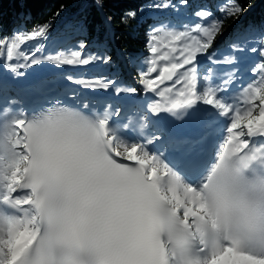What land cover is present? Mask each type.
I'll list each match as a JSON object with an SVG mask.
<instances>
[{"label": "snow or ice", "instance_id": "snow-or-ice-1", "mask_svg": "<svg viewBox=\"0 0 264 264\" xmlns=\"http://www.w3.org/2000/svg\"><path fill=\"white\" fill-rule=\"evenodd\" d=\"M94 3L103 11L105 0ZM180 3L186 7L189 0ZM170 6L175 7L152 5ZM217 11L238 20L244 10L239 0H231ZM193 15L196 22L180 29L149 30V56L139 61L146 67L138 84L151 97L137 98V87L118 84L117 77H66L91 92L124 94L139 122L133 117L122 122L118 111L97 112L84 103L67 107L57 101L31 113L14 108L18 101L11 93L26 69L46 63L110 64L112 58L86 54L83 40L72 50L38 55L37 47L27 58L14 57L21 42L46 37L47 24L11 38L0 36V100L5 101L0 106V264H264V216L229 234L217 222L219 214L233 210L227 197L210 192L216 212L204 199L218 172L239 183L249 161L264 160V145L250 147L245 138L264 137V43L249 49L258 57L250 67L243 68L235 55L217 59L209 53L225 20L207 6ZM134 18L128 12L121 22ZM72 30L84 32L86 24ZM202 58L236 67L208 83L212 69L201 77ZM160 61L168 62L162 71ZM156 79L171 85L154 87ZM238 82L240 93H247L243 111L230 98ZM197 108L204 109L209 135L226 121L222 131L227 136L215 146L214 160L190 179L169 166L162 152L150 150L162 136L145 130L150 117L167 112L181 119Z\"/></svg>", "mask_w": 264, "mask_h": 264}, {"label": "trees", "instance_id": "trees-1", "mask_svg": "<svg viewBox=\"0 0 264 264\" xmlns=\"http://www.w3.org/2000/svg\"><path fill=\"white\" fill-rule=\"evenodd\" d=\"M211 1H214V4H211L210 0H189L188 6L185 7L181 5L180 0H105L101 11L94 0H0V36L11 38L14 35L26 34L36 26L45 24L49 25L48 33L59 29L65 30L66 27L74 32L72 26L84 22L86 31L75 32L74 42L79 43L83 40L86 44L97 43L102 55H109L112 58L110 64L99 63V70L116 75L120 73V80H124L128 77L122 70L123 61L119 56L128 61L130 59L141 61L149 56L146 44L149 30L155 24L152 15H158L162 21L180 25L181 20L172 14L176 12L192 14L195 3L202 8L211 7L216 17L224 19V24L234 29L232 37L222 42L220 48L227 47L234 40L232 38H239L245 44L251 43L257 34L264 32V7L257 11L258 13L252 9L262 0H239L244 11L238 20L225 18L217 11V7L221 6L217 2L219 0ZM165 2L175 7L160 9L152 7L153 4ZM228 4L226 1L223 6L226 7ZM128 12L135 13V18L122 23V16ZM162 29L165 32L171 31L163 27ZM41 39L21 42L14 53L33 47ZM133 71L131 77L138 84L141 70L133 67ZM124 84L136 87L130 83ZM138 86L141 88L139 84Z\"/></svg>", "mask_w": 264, "mask_h": 264}, {"label": "clouds", "instance_id": "clouds-1", "mask_svg": "<svg viewBox=\"0 0 264 264\" xmlns=\"http://www.w3.org/2000/svg\"><path fill=\"white\" fill-rule=\"evenodd\" d=\"M237 159L238 155L233 156L232 162ZM240 176V182L233 183L218 172L210 188L204 190V199L214 212L217 211V205L210 192L222 193L227 197L233 210L228 216L219 214L217 222L221 230L229 234L249 220L255 221L264 216V183H261L264 181V160L249 161L247 167L241 169Z\"/></svg>", "mask_w": 264, "mask_h": 264}, {"label": "rangeland", "instance_id": "rangeland-1", "mask_svg": "<svg viewBox=\"0 0 264 264\" xmlns=\"http://www.w3.org/2000/svg\"><path fill=\"white\" fill-rule=\"evenodd\" d=\"M260 1V0H259ZM231 1H229V3H230ZM261 3H263L262 1H261ZM261 7V6H260ZM259 7V4H257L256 6H254V7H252V9L253 10H257L258 11V9L260 8ZM194 21H193V24L196 22V17L194 16V19H193ZM192 20H190V22H191ZM233 30L234 29H232V28H230V27H228V26H226L225 24H223V28H222V34H220L218 37H217V39H216V42H215V45H214V48H213V50L211 51V53H209L210 55H214L215 57H218L219 59H222V58H224V57H230V56H232V55H235V56H237V60H238V62H240L241 63V65H242V63L245 61V60H240V59H242V54H245L249 49H251V48H253V47H259L262 43H264V32H262L261 34H259V36L257 37V40L256 41H254V42H252V43H250V47H248V46H244L241 42V40L239 39V38H232V39H236L235 41H234V43L233 44H231V45H229L228 47H225L223 50H220L219 49V47H220V45H221V43L222 42H225L226 40H228L229 38H231L232 36H231V34L233 33ZM73 34H75V33H73ZM54 35H57V40H58V42H57V40L56 39H52V37L54 36ZM59 35V36H58ZM258 35V34H257ZM63 36H65V32H61V31H59V30H55V31H52L51 33H47V36L46 37H43L42 39V41L40 40V41H38L37 42V44L36 45H34L33 47H29V48H27V49H23V50H20V51H18V53H22L23 55H24V57H28V55L29 54H31L32 52H33V50L34 49H36L37 47H39L40 48V52L38 53V55H47V54H51V53H54V51L52 50V49H56L57 48V43H59V42H61V39L62 38H59V37H63ZM74 37H75V35H74ZM231 41V40H230ZM238 42V43H237ZM50 44V50H51V52L49 51V53H47V48H46V45L45 44ZM77 45H78V43H76V44H74L73 46H72V48H68V49H66V50H72V49H75L76 47H77ZM88 45V47L85 49V53H91V54H96V55H102V51H101V49H100V47L97 45V43H95V42H90V43H88L87 44ZM233 46H235V47H233ZM239 49H243V51H238ZM17 53V54H18ZM17 54H14L13 53V55H14V57H16L17 56ZM240 54V55H239ZM0 55H2V51H1V53H0ZM122 58V57H121ZM257 55L255 54V53H253V55H252V58H251V60H250V62L248 63V65H252L253 63H255L256 62V60H257ZM122 60H123V63H124V66H126L127 68L129 67V73H131L132 72V67L134 66V64H131V63H129V61L128 60H126L125 58H122ZM0 62H2V61H0ZM15 62V61H14ZM208 62H210V61H208L206 58H202L201 60H200V64H199V66L200 65H202V64H205V63H208ZM137 64H139L141 67H146L145 66V64H142V63H139V62H137ZM90 65H93L92 67H93V70H97V69H95V68H98V66H99V62H95V63H92V64H90ZM90 65H88V67L90 66ZM198 66V67H199ZM226 66H228V67H236V65H226ZM51 67H52V65L51 64H42V65H37V66H34V68H36V69H39V68H43V69H49V71L51 70ZM142 68V69H143ZM64 69H71V70H81V69H83L84 70V72H85V74H88V73H90L91 72V70L89 71L88 69H87V66H79L78 68L77 67H72V66H64ZM214 70H216L215 68H214ZM158 71H162V70H159V67H158ZM198 72H199V69H198ZM213 72V71H212ZM211 72V74H213ZM48 74H50V73H48ZM219 76V73H215V75H213V76ZM150 76H152V77H155V74L154 73H150ZM101 77V76H100ZM95 78V77H94ZM214 78V77H213ZM120 79V76H117V83L118 84H120L119 82H121L122 80H119ZM134 84L138 87V84H137V82L136 81H134ZM155 86H158V87H160L161 86V84H160V80H158V79H156L155 80V82H154V87ZM103 94H106V95H110V96H108V97H110V98H112L113 100H116V95L115 94H112L111 93V91H108V92H102ZM121 95H123L124 97H125V99H127L126 98V96L124 95V94H121ZM152 96V94L151 93H145V91L142 89V88H140V90L138 91V96H137V98H139V99H145V98H147V97H151ZM245 131H246V129H245ZM247 139H254V138H250V137H246ZM251 147V146H250Z\"/></svg>", "mask_w": 264, "mask_h": 264}, {"label": "bare ground", "instance_id": "bare-ground-1", "mask_svg": "<svg viewBox=\"0 0 264 264\" xmlns=\"http://www.w3.org/2000/svg\"><path fill=\"white\" fill-rule=\"evenodd\" d=\"M226 1L227 0H219V1H217L220 5H223V4H226ZM262 2L263 3H261V1L258 3L259 4V9H258V11L262 8V7H264V0H262ZM196 6H197V4H196ZM194 8H195V5H194ZM256 13H258L257 12V10L255 9L254 10ZM252 13V11L249 13V14H251ZM143 24V22H141V25ZM70 26V25H69ZM154 27V26H153ZM156 27H163V28H167V29H173V28H175V26H171V27H166V26H156ZM64 29H67V27L66 28H64ZM57 38V35H54L53 37H52V39H56ZM43 39H41V41H42ZM57 40V39H56ZM62 40V39H61ZM57 42H58V40H57ZM254 42V41H253ZM37 43H35L34 45H36ZM46 45V48H47V53H49V51H50V44L48 43V44H45ZM27 49V48H26ZM220 50H223L222 48H219ZM211 53V52H210ZM38 54V53H37ZM86 54H88V53H86ZM21 62V61H20ZM168 62L167 61H160V63H159V70H162L163 69V67H164V65L165 64H167ZM212 67H213V64H212ZM60 70V71H64V67H58V66H53L52 65V67H51V70L49 71V70H44L43 68H39V69H36V68H34V67H32V68H29V69H27L26 71H25V77L24 78H21V79H19L18 81H19V84H22V85H24L25 83H29V82H31V81H35V80H37V82H36V84H37V86L38 87H40L42 90H46V91H49V88L47 87V85H45V83L46 84H48L47 82H44L45 81V77H48L50 74H48V73H50V72H52V70ZM123 70V72H126L127 73V71L123 68L122 69ZM180 71H183V70H180ZM45 74H48V75H46L45 76ZM130 75V77H131V74H129ZM43 77V78H42ZM160 84H161V82H160ZM165 85H171V83H169V84H161V86L160 87H164ZM239 85H237V87L236 88H233L232 89V91H237V90H239V87H238ZM177 87H180V85H177ZM81 89V91L83 92H85V94H87V95H91V94H94V95H96V96H110V95H106V94H103L102 92L103 91H97V92H91L90 90H87V89H82V88H80ZM172 94L173 95H175L176 94V89L175 88H173V90H172ZM119 96H116V99L118 98ZM177 98H179V97H177ZM58 100H59V98H58ZM60 101H63L61 98H60ZM127 101V99H125V101L123 102V104L124 105H127V104H129V103H127L126 102ZM139 117V116H138ZM216 136H218V135H216ZM259 137H255L254 139H249L250 140V145H253L254 144V140H257ZM215 141H216V143L217 144H220V137L218 138V137H216L215 139H214Z\"/></svg>", "mask_w": 264, "mask_h": 264}, {"label": "water", "instance_id": "water-1", "mask_svg": "<svg viewBox=\"0 0 264 264\" xmlns=\"http://www.w3.org/2000/svg\"><path fill=\"white\" fill-rule=\"evenodd\" d=\"M174 79H175V77H174ZM165 83L169 84V83H171V81H165Z\"/></svg>", "mask_w": 264, "mask_h": 264}]
</instances>
